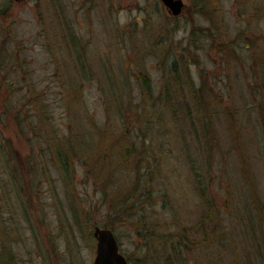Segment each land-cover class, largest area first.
I'll return each instance as SVG.
<instances>
[{"label": "rangeland", "instance_id": "rangeland-1", "mask_svg": "<svg viewBox=\"0 0 264 264\" xmlns=\"http://www.w3.org/2000/svg\"><path fill=\"white\" fill-rule=\"evenodd\" d=\"M184 2L0 0V264H93L106 221L156 264L207 217L187 264H264V0ZM149 168L146 257L109 205Z\"/></svg>", "mask_w": 264, "mask_h": 264}, {"label": "trees", "instance_id": "trees-1", "mask_svg": "<svg viewBox=\"0 0 264 264\" xmlns=\"http://www.w3.org/2000/svg\"><path fill=\"white\" fill-rule=\"evenodd\" d=\"M143 84H146L147 87H151L150 85V81L149 79H147L146 77L144 78V82ZM117 110L119 111V107H117ZM118 152L122 153L123 152V156H126L127 161L131 160V157L136 158L139 154H138V149H136L133 146H125V151L124 148L119 147L118 148ZM124 152H126L124 154ZM133 160V159H132ZM127 163V162H126ZM68 161L63 162L62 166L67 167L68 166ZM146 172L142 174V177H140L138 179L141 180L140 182L144 184H142V189H139V193H132L135 191L136 187L133 186L132 188H130L127 191H130L128 195H125V193L127 191L124 192H119L117 193L116 197H114L112 199V203L111 205H109L110 208V213H109V217H111L113 214H116L119 218V220L121 219H133V225L137 226L138 228V233L140 234H144V239H145V245L147 246V252L145 253L144 256L149 257V253H150V249H149V245L148 244V236L152 235L153 237H156L158 235V232L155 229V223L153 221H150L149 216L147 214V212H145L147 210V208L155 203V200H157V198L154 196V186L155 183L153 184V182L155 181V170H150L146 169ZM154 172V174H153ZM199 178V177H198ZM197 179V178H196ZM198 180V179H197ZM134 182H136V180H134ZM157 182V180H156ZM198 184V183H196ZM137 186V185H136ZM197 189H200L202 196L207 199V196H209L208 194V190L203 188V184L202 182L197 185ZM159 192H161V190H158ZM167 191L169 190H162V194H156V195H161L164 198H167ZM120 193H122L120 195ZM162 197V198H163ZM115 199V201H113ZM209 209H211V211L208 213V216L211 215L213 208V205L208 204ZM211 217H207L206 220H202L200 219L197 224H195L194 227H183L181 228L177 233L176 232H172V233H163L165 235L162 234V232L159 233V235H163L164 236V241L162 239H156L154 240V242H160V247H158V252H159V256L157 260L156 264H178L177 260L181 261L182 264H187L188 263V254L191 253V251H193V249L198 245V242L196 241L197 239L193 238V234L194 233H201L203 236L200 237L201 239H207L209 237L210 234V225H211ZM152 223L154 225H152ZM105 225H107V227H112L114 224L111 222L106 221ZM154 226V227H153ZM199 227V229H198ZM217 227V226H214ZM176 238L175 241H171V238ZM213 240V239H212ZM228 246V244H227Z\"/></svg>", "mask_w": 264, "mask_h": 264}, {"label": "water", "instance_id": "water-1", "mask_svg": "<svg viewBox=\"0 0 264 264\" xmlns=\"http://www.w3.org/2000/svg\"><path fill=\"white\" fill-rule=\"evenodd\" d=\"M162 1L175 16L180 15L187 6L184 0ZM94 235L97 239V246L93 264H129L128 258L120 250L119 241L113 229L97 226Z\"/></svg>", "mask_w": 264, "mask_h": 264}]
</instances>
